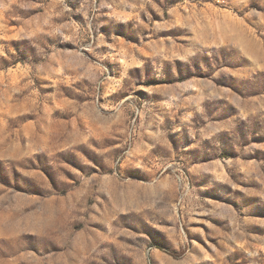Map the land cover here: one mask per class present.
<instances>
[{"label":"rangeland","instance_id":"1","mask_svg":"<svg viewBox=\"0 0 264 264\" xmlns=\"http://www.w3.org/2000/svg\"><path fill=\"white\" fill-rule=\"evenodd\" d=\"M0 264H264V0H0Z\"/></svg>","mask_w":264,"mask_h":264}]
</instances>
